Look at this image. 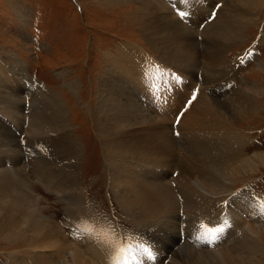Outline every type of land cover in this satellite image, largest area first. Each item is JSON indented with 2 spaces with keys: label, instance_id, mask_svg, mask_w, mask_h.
I'll return each instance as SVG.
<instances>
[{
  "label": "bare ground",
  "instance_id": "obj_1",
  "mask_svg": "<svg viewBox=\"0 0 264 264\" xmlns=\"http://www.w3.org/2000/svg\"><path fill=\"white\" fill-rule=\"evenodd\" d=\"M101 1L108 5L105 7L131 13L128 22L141 29L155 52L127 43L113 65L114 53H106L107 68L100 79L104 86L95 107L98 137L110 169L109 186L123 195L122 204L135 213L131 215L134 221L146 227L126 234L118 220L103 218L97 207L96 214L92 211L78 180L83 147L74 136L64 100L43 84L28 82L19 73L24 65L10 66L12 72L0 55V111L5 115L1 119L17 121L29 132L27 143H43L47 154L58 162L46 160L29 168L24 161L27 152L19 140L0 131V238L22 245L9 255L7 264H110L112 249L97 235L105 228L126 243L130 240L150 250L152 258L139 247L135 249L137 264H172V255L177 264L258 261L264 256V229L260 226L264 195H258L251 182L238 193L232 187L264 168V151L248 153L249 134L236 125L238 118L256 112L263 93L257 96L260 88L251 86L234 90L230 96L221 92L224 99H218L216 84L223 81L218 68L227 47L242 36L264 7V0ZM213 10H217L214 15ZM206 13L210 19L201 32L202 53L195 39L198 29L189 27L198 25ZM23 78L28 84L24 92L32 87L39 92L34 94L36 108L9 83L19 85ZM186 82L193 85L191 95H196L191 102L184 98ZM166 97L172 107L174 101L179 102L174 113ZM4 157H8L7 164ZM192 158L194 164L187 168L185 164ZM164 168L169 169L171 180ZM33 177L64 201L67 213L63 225L45 214ZM232 199L247 214L235 208ZM179 211L181 217L199 220L193 225L183 219L179 222ZM163 215L168 217L170 231L156 234L152 228H161L162 223L154 220ZM250 216L252 219L240 226L239 220ZM201 223L224 231L210 242L199 230ZM86 229H94L96 234ZM172 229L177 231L173 238L169 237ZM188 240L210 250L193 245L184 253H179L183 246L172 252L178 242Z\"/></svg>",
  "mask_w": 264,
  "mask_h": 264
},
{
  "label": "rangeland",
  "instance_id": "obj_2",
  "mask_svg": "<svg viewBox=\"0 0 264 264\" xmlns=\"http://www.w3.org/2000/svg\"><path fill=\"white\" fill-rule=\"evenodd\" d=\"M105 6L108 5H104L101 0H0V55L5 59L7 67L11 71L12 66L24 65L23 71L20 70L19 73L22 72L28 82L37 81L64 100L68 107V116L71 119L74 136L83 147L78 180L85 200L91 205L94 213L97 207L100 216L105 219L118 220L119 225L125 228L126 234H132L137 229L146 226L134 221L131 215H135V213L127 210L122 204L123 195H117L109 186L110 169L106 162L103 142L98 137L95 107L99 102V92L104 86H100V79L104 77L103 72L107 68L108 56L106 53L109 51L114 53L111 63L113 65L121 56L120 48L123 49L127 43L139 44L150 52H155L152 50L154 47L144 40L141 29L134 22H128L131 13L126 12L125 9ZM118 11L125 12V14L118 13ZM216 11H212L213 15ZM209 19V13H206L205 18L202 15L199 19L198 25H191L192 27L186 25L189 28L198 29L195 39L202 53L205 44L201 32L205 30L204 24ZM222 64L221 69L218 68V72L223 81L217 83L219 86L216 84L218 99H224L221 92L230 96L234 90H249L248 87L251 86L260 88V93L257 96L263 93L256 102L258 105L256 112L249 115L248 118H238L236 125L240 131L249 134L248 153L264 151V90H262V86H264V7L257 12L242 36L227 47ZM24 80V78L20 80L19 85H16L15 82L9 83L17 89L21 98L24 96V100L36 108L38 103L34 94H39V92L34 87H32V91L24 92V86L28 85ZM192 86L186 82L184 98L188 97L190 102L195 99L193 96L190 97ZM166 101L174 113L179 102L175 104L174 101L172 107L168 97H166ZM1 113L3 112L0 111V131L4 130L19 140L27 152L28 156L25 155L24 161L27 162L29 168L40 165L42 161H57L47 154L43 143H27L31 140L29 132L23 131L18 126V122L13 119H8L7 122L3 121L1 117H5V115ZM46 145L51 147L50 144ZM4 159L3 162L7 164L8 157H4ZM194 161L192 158L185 166L191 168ZM164 169L168 171L164 172L165 175L171 180L173 176L169 169ZM262 170L251 179L237 183L232 187L233 191L238 193L251 182L252 187L257 189L258 195H264V168ZM32 179H34L35 187L41 191V202L45 214L63 225L67 213L66 207L64 210V201L60 202L57 193L48 190L35 177ZM172 183L176 185L175 181ZM35 192L38 191L35 190ZM234 201L232 199L233 205ZM234 206L242 214H247L241 205ZM178 217L179 222L180 219H183L191 225L199 220L192 216L181 217L180 211ZM250 217L239 220L240 226L248 223L252 219ZM154 221L162 223L161 228H152L154 233H169L171 226L167 216L163 215ZM62 225H59L61 229ZM260 226L261 229H264V220ZM67 228L71 230V227L67 226ZM178 231L180 241V223ZM262 231L264 241V230ZM175 233L177 231L172 229L169 237L172 235L173 238ZM15 242L0 238V264H7L9 255L15 250H20L18 247L22 245H17ZM166 242L171 243V240L167 239ZM192 243L193 240L190 242L188 240L184 244L178 242L171 250L172 252L177 251L183 246L179 253H184L186 248L193 247L194 243ZM197 245L194 246L202 248L200 244ZM202 249L208 251L209 248L204 246ZM170 261L172 264H177L173 261V255L170 257ZM52 263L62 264L59 261ZM244 264H264V256H260L258 261H245Z\"/></svg>",
  "mask_w": 264,
  "mask_h": 264
},
{
  "label": "snow or ice",
  "instance_id": "obj_3",
  "mask_svg": "<svg viewBox=\"0 0 264 264\" xmlns=\"http://www.w3.org/2000/svg\"><path fill=\"white\" fill-rule=\"evenodd\" d=\"M181 17L185 15V13H180ZM262 212H264V206H262ZM226 223V221H225ZM199 230L201 234L209 239L210 242H214L218 239L219 233L224 231L223 227H210L204 223L199 225ZM86 231H90L93 234L95 233L94 229H86ZM100 242L105 243L109 248L112 249V256L110 258V264H137L135 249L137 247L140 248L141 251L144 252L149 258H152V253L149 249L143 247L142 245H134L129 240L127 243L117 237L113 230L110 229H101L97 234Z\"/></svg>",
  "mask_w": 264,
  "mask_h": 264
}]
</instances>
